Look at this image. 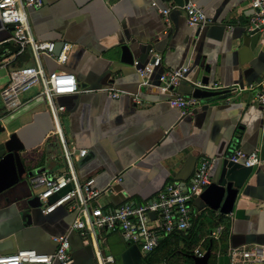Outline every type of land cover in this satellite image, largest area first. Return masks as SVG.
<instances>
[{"label": "crops", "instance_id": "1", "mask_svg": "<svg viewBox=\"0 0 264 264\" xmlns=\"http://www.w3.org/2000/svg\"><path fill=\"white\" fill-rule=\"evenodd\" d=\"M189 2L204 10L202 27L188 26ZM249 2L43 0L40 8L30 9V26L35 38L57 44L56 54L64 51L58 62L41 57L38 63L28 49L17 54L18 46L8 41L12 29L0 19V48H5L0 54V123L7 134H19L26 169L22 180L0 192V242L11 243L2 253L21 249L51 253L56 248L52 237L68 233L71 264H101L100 253L113 256L110 264H192L195 248L218 225L224 226L227 240L211 264H230L231 247L264 244V107L254 98L256 90L248 89L264 81V32L251 29L254 10ZM166 8L169 14L164 17L159 9ZM124 45L130 48L132 64L121 60ZM152 53L160 55L161 65L146 87L134 62L143 67L151 62ZM38 64L45 73L69 72L78 83L77 92L54 98L64 106L58 114L62 137L55 133L49 100L40 93L42 83L22 92L16 108L4 100L9 71ZM185 65L192 80L206 78L208 84L246 90L200 99L195 110L181 116L167 103L169 95L157 87L161 73ZM109 88L120 97H110ZM174 91L191 96L195 88L180 81ZM63 139L74 147L71 162ZM237 148L258 151L261 163L244 167L229 162L228 155ZM80 149L87 150L83 157ZM205 157L216 159L211 182L232 184L237 198L230 213L212 210L195 198L192 211L206 216L199 228L204 235L191 255L177 254L169 260V250L184 246L172 234L161 238L165 241L151 253L117 231L98 230L83 238L70 230L74 213L66 206L43 213L29 183L30 176L65 173L71 166L81 182L94 178L95 187L102 190L94 205L116 208L124 202L150 200L170 183L188 184ZM116 177L120 181L110 189ZM219 217L225 223L214 225ZM201 247L206 251L204 244Z\"/></svg>", "mask_w": 264, "mask_h": 264}, {"label": "built area", "instance_id": "2", "mask_svg": "<svg viewBox=\"0 0 264 264\" xmlns=\"http://www.w3.org/2000/svg\"><path fill=\"white\" fill-rule=\"evenodd\" d=\"M249 3L254 10L250 23L251 29L264 32V0H250ZM42 5L43 0H0V19L5 26L12 29V35L8 41L18 46L17 54L28 49L38 63L41 57H48L57 62L62 61L64 51L56 54L54 41L41 40L33 36L29 11L40 8ZM152 5L155 6L156 2L152 1ZM159 11L164 17L169 14L168 8L159 9ZM185 12L188 26L197 28L205 24L206 15L201 7L189 2L185 5ZM160 65L161 57L154 53H152L151 62L143 67L138 66V61L134 62L143 86H150L149 78ZM188 73L189 67L185 65L167 70L158 77L160 82L158 90L169 95L167 103L181 116L195 110L200 100L174 91V87L180 81H186L206 90L231 92L246 90L243 86L225 87L217 84L204 85L200 81L193 82ZM40 83L43 85L40 93L48 98L51 112L54 115L57 126L55 133L62 137L58 114L64 110V106L57 105L54 98L77 92L78 83L75 75L65 71L45 73L40 64L13 68L9 71L8 83L3 90L4 100L10 108H16L22 103L19 97L21 93L37 87ZM248 89L256 90L254 98L264 107V81L256 86H249ZM107 92L112 98L120 97V94L111 88ZM133 100L136 104L141 103L138 97H133ZM63 142L65 155L71 162L75 154L74 147H69L64 139ZM262 144L264 145V133ZM86 152V149H80L78 155L83 157ZM215 161V158H203L186 185L173 182L150 200L137 204L124 202L116 208H102L94 205L102 190L95 187L94 178L81 182L71 166L65 173L42 172L30 176L29 183L42 205L43 213H50L61 206L68 207L74 213L70 230L78 231L83 238L90 233L95 235L98 230L117 231L126 241L138 242L143 252L151 253L158 247L164 236L175 231L186 232L192 227L197 215L192 211V202L211 183L210 173ZM228 161L244 167H254L261 163V157L256 150L245 152L237 148L228 155ZM119 181V177L114 178L108 187L111 189L113 184ZM151 214H154V217H151ZM223 231V225L215 226L205 239L219 240ZM52 238L56 243L53 252L40 253L32 249H21L14 253H0V264H71L73 258L68 233ZM205 239L195 248V255L204 254L205 250L201 246ZM227 255L230 264H264V244L231 247ZM113 260L112 255L100 253L101 264H110Z\"/></svg>", "mask_w": 264, "mask_h": 264}, {"label": "water", "instance_id": "3", "mask_svg": "<svg viewBox=\"0 0 264 264\" xmlns=\"http://www.w3.org/2000/svg\"><path fill=\"white\" fill-rule=\"evenodd\" d=\"M254 32H259V30L254 29ZM56 45L57 44H55V51ZM15 48L17 49L18 47ZM4 50L5 48H0V54L3 53ZM121 50V60L124 63L132 64L133 56L130 52V48L127 45H124L121 47ZM150 50L151 49H149V51ZM192 81L196 82L197 80ZM200 82L204 85L208 84V80L206 78L200 80ZM189 84L195 88V92L191 96L198 98L199 100L216 97L228 92V90H206L195 87L191 83ZM24 148L25 145L21 141L19 134L16 132L7 134L5 127L0 123V192L6 190L24 178L26 169L21 155ZM237 194L238 191L234 189L230 183L223 185L217 182H211L200 193L198 198L205 204L206 207L212 210H219L222 213H230L233 209ZM150 216L154 217V214H151ZM10 245V241L0 242V253L9 248ZM190 258L192 259V264H209L211 250L210 248H207L202 256L191 255Z\"/></svg>", "mask_w": 264, "mask_h": 264}, {"label": "trees", "instance_id": "4", "mask_svg": "<svg viewBox=\"0 0 264 264\" xmlns=\"http://www.w3.org/2000/svg\"><path fill=\"white\" fill-rule=\"evenodd\" d=\"M202 217L206 219V216L203 215V213L201 214L197 213L196 218L193 221L192 227L187 232L175 231L171 233L173 235L172 238L176 240L177 242L181 240L184 246L180 248L179 251L173 250V249L169 250L170 252L168 253V255H166L167 260H169L170 258H173L174 256H177V254L189 256L193 253L194 245L196 244V242L200 241L199 239H201L202 236L204 235L203 233H199V228L201 226L203 227V222L200 221ZM219 223H223V224L225 223L223 217H219L215 222H213L214 225H217ZM226 240H227V236H226L225 230L222 232V235L219 240H214V239L205 240L204 246L206 248H210L211 250V258H210L209 264H211L212 259L215 257V255L219 253V251H222L224 249L226 245ZM162 241L163 240H160V242Z\"/></svg>", "mask_w": 264, "mask_h": 264}]
</instances>
